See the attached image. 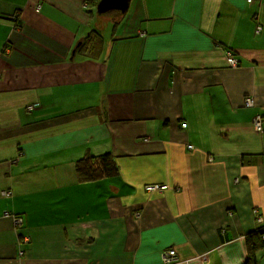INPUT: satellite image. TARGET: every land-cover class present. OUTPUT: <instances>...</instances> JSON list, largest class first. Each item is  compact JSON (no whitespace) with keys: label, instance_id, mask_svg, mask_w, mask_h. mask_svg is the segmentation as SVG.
Wrapping results in <instances>:
<instances>
[{"label":"crops","instance_id":"crops-1","mask_svg":"<svg viewBox=\"0 0 264 264\" xmlns=\"http://www.w3.org/2000/svg\"><path fill=\"white\" fill-rule=\"evenodd\" d=\"M98 1L0 0V264H245L264 232V0H130L102 21ZM106 153L117 176L78 183Z\"/></svg>","mask_w":264,"mask_h":264},{"label":"trees","instance_id":"trees-1","mask_svg":"<svg viewBox=\"0 0 264 264\" xmlns=\"http://www.w3.org/2000/svg\"><path fill=\"white\" fill-rule=\"evenodd\" d=\"M93 3L95 6V2ZM115 12L120 14V12L118 11H115ZM14 17H16V15ZM90 37L92 41L90 43V50L96 51L97 49L101 47L100 45L101 39H102L101 34L99 32H96V33L92 32L90 35L86 37V39ZM86 42L87 41H84L83 44H80L79 48L81 47V45L86 46ZM262 126H263V123H262ZM114 158L115 157L113 154L106 153V154H101L98 156L86 155L85 157L78 160L75 164V173H76L78 183L95 182L96 180L117 176L118 167L116 165ZM2 195L7 197L10 195V193L4 192ZM18 221L20 220L18 219ZM263 234H264L263 230L258 229L256 230V232L252 234H248L246 236V242H247V247H249L250 256H249L248 261L245 264H250V262L251 264H255L254 254L256 250L263 249L264 247Z\"/></svg>","mask_w":264,"mask_h":264},{"label":"built area","instance_id":"built-area-1","mask_svg":"<svg viewBox=\"0 0 264 264\" xmlns=\"http://www.w3.org/2000/svg\"><path fill=\"white\" fill-rule=\"evenodd\" d=\"M253 0H247V2H252ZM228 63L230 66H236L237 62L234 58L232 57H228ZM252 98L251 97H246L245 98V106L246 107H250L252 106ZM31 108V107H29ZM261 116L257 115L254 119H253V124L255 127L256 131H261L262 130V118L260 119ZM182 126L184 127L185 124H182ZM190 147V146H189ZM15 161H13L14 163ZM166 187L165 186H158V185H148L146 186V190L149 192H154V191H162L164 190ZM260 221V219H259ZM174 251L173 250H167V251H162L161 252V263L162 264H171L173 261V258L176 257V255H174Z\"/></svg>","mask_w":264,"mask_h":264},{"label":"water","instance_id":"water-1","mask_svg":"<svg viewBox=\"0 0 264 264\" xmlns=\"http://www.w3.org/2000/svg\"><path fill=\"white\" fill-rule=\"evenodd\" d=\"M130 0H99L95 10L97 14H104L109 11H118L120 14H125Z\"/></svg>","mask_w":264,"mask_h":264},{"label":"rangeland","instance_id":"rangeland-1","mask_svg":"<svg viewBox=\"0 0 264 264\" xmlns=\"http://www.w3.org/2000/svg\"><path fill=\"white\" fill-rule=\"evenodd\" d=\"M93 15H94V19H96V20H98V21H102V20H105V19H107V18H113L114 16H116V15H122V14H118V13H116L115 11H109V12H107V13H104V14H97L96 13V10H94V12H93ZM117 25H119V24H117ZM121 25V24H120ZM109 31L110 30H107V37L109 36ZM107 37H105V39L107 38ZM252 105H253V102H252ZM262 117H260V119H261ZM262 123H263V119H262ZM254 129H255V127H254ZM85 157V156H84ZM83 158V157H82ZM80 160V159H79ZM94 210L95 211H97L98 210V208L97 207H95L94 208Z\"/></svg>","mask_w":264,"mask_h":264},{"label":"clouds","instance_id":"clouds-1","mask_svg":"<svg viewBox=\"0 0 264 264\" xmlns=\"http://www.w3.org/2000/svg\"><path fill=\"white\" fill-rule=\"evenodd\" d=\"M161 261V260H160Z\"/></svg>","mask_w":264,"mask_h":264}]
</instances>
